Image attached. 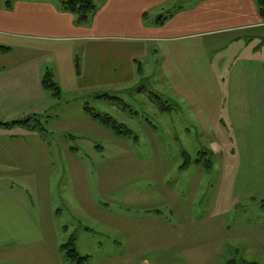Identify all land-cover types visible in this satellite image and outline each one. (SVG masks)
<instances>
[{"label":"rangeland","instance_id":"obj_1","mask_svg":"<svg viewBox=\"0 0 264 264\" xmlns=\"http://www.w3.org/2000/svg\"><path fill=\"white\" fill-rule=\"evenodd\" d=\"M52 1L62 5V0ZM198 1L181 0L180 5L191 7ZM162 13L154 12L157 18ZM204 40L206 57L216 68L212 75L221 83L245 51L254 55L248 58L253 64L264 65V24ZM81 53L82 49L77 48L73 56L77 74ZM16 61V55L0 56V73L5 72L0 74L2 80L15 81L17 74L12 67ZM160 61L159 54L145 59L144 74L135 84L144 89L105 92L112 99H90L88 103L80 100V104L69 103V99L85 98L88 80L81 82L84 89H61L60 98L49 90L46 97L37 99L32 72H24L30 81H22L23 89L19 82L7 90L6 104L0 105V123L30 119V126L0 125L1 190L34 218L36 214L41 222L48 221L54 233L44 227L47 245L54 237L62 245L79 235L77 251L80 257L89 255V264H105L113 259L110 264H223L229 260L264 264V214L260 211L264 204V152L256 149L244 153L231 124L224 120L210 135L204 133L189 112L175 103L168 81L157 72ZM163 105L170 110H161ZM87 106L126 124L132 133L117 136L107 126L102 132L87 129L82 118ZM41 109L46 112L41 113ZM34 129L37 133H32ZM70 130L72 133L64 136ZM260 138L255 139L256 143H262ZM70 146L81 162L90 195L104 211L117 212L120 220H126L133 228L129 233L132 241L126 239L116 246L113 237L117 230L112 229L111 216L78 215L83 211L76 198L80 194V169L75 157L67 152ZM129 147L136 159L122 153ZM188 160L191 167L182 171ZM206 160L212 162L210 169L204 166ZM137 161L145 165L138 166L140 163H134ZM88 223L96 228L86 234ZM20 250L29 260L33 252ZM62 263L83 264L67 257Z\"/></svg>","mask_w":264,"mask_h":264},{"label":"crops","instance_id":"obj_2","mask_svg":"<svg viewBox=\"0 0 264 264\" xmlns=\"http://www.w3.org/2000/svg\"><path fill=\"white\" fill-rule=\"evenodd\" d=\"M95 4L97 10L88 22L77 24L73 13L52 0H0V56H17L12 67L17 74L15 81L0 78V105L6 104L7 90L17 87L19 82L23 89L22 81H30L27 80L29 76L23 75L28 71L32 72L37 99L46 97L45 93L49 90L42 84L46 67L62 90L84 89L81 82L88 80L86 87L89 92L83 94L85 98H70L69 103L106 99L91 95V92L132 93L145 88L135 86L144 74L145 59L159 54L161 61L157 72L168 81L167 88L172 90L175 103L189 112L194 124H200L206 131L204 133L209 134L217 130L220 120L227 121L244 153L256 149L264 152V65L253 64L248 58L254 55H249L247 51L238 54L240 56L235 59L222 84L212 75L216 68L206 57L208 48L204 40L215 34L263 25L264 19L256 0H199L191 7L180 5L181 0H100ZM155 10L164 12L160 15L166 18L162 25L159 24L160 16L157 18L154 14ZM151 16L152 19H149ZM77 48L82 49L78 74L73 62ZM45 63H48L46 67ZM67 84L69 87H66ZM45 112L46 109H41V113ZM82 118L83 125L91 131L102 132L105 127L94 120L87 109L83 110ZM36 130L31 131L37 133ZM45 132L48 134L50 131ZM68 132L72 133V130L64 132V136L67 137ZM259 137L260 144L255 140ZM247 138L250 140L246 142ZM67 149L80 169V194L76 198L79 200L77 206L83 211L78 215L88 218L103 217L104 214L111 216L112 229L117 230V235L113 237L116 246L126 239L132 241L133 235L129 233L133 232V228L125 223V219L120 220L119 213L109 214V210L104 211L98 206L96 197L90 195L84 184L82 165L73 147ZM122 153L131 154L129 158L136 159L131 147L123 149ZM134 163L145 165L138 161ZM190 167L181 168L188 171ZM89 203L91 205L88 206ZM260 211L264 214V204ZM81 223L85 224V221ZM88 224L86 234L96 228ZM44 227L54 233L48 221L41 222L36 214L34 218V214L0 188V264H63L65 256L60 252L63 244L54 241V237L53 243L47 245ZM119 232L124 234L118 235ZM72 238L77 249L79 235ZM24 248L33 252L29 260L23 258L20 249ZM83 257H86L83 264H89V255ZM111 261L114 259L105 264ZM130 261L128 258L127 262Z\"/></svg>","mask_w":264,"mask_h":264},{"label":"trees","instance_id":"obj_3","mask_svg":"<svg viewBox=\"0 0 264 264\" xmlns=\"http://www.w3.org/2000/svg\"><path fill=\"white\" fill-rule=\"evenodd\" d=\"M259 4V13L264 19V0H257ZM63 7L73 13L76 16V22L77 24H83L88 22V20L91 18V16L96 12L97 6L95 4L94 0H62ZM164 16L159 17V24L162 25L164 22L163 19H166ZM1 49L5 50L7 48L1 47ZM43 86L52 91L53 95L57 98H60L61 96V88L59 84L53 79V73L50 71V69H47L45 75L42 79ZM97 97H103L112 99V96L109 93L100 94ZM116 99V98H115ZM157 99L162 102L158 97ZM89 114L92 116L94 120H96L98 123L109 127L117 136H128L130 133H132V130L128 128L126 124H120L113 118H111L109 115L105 114H98L96 113L92 108L89 106L86 107ZM163 111L170 110V107H165L163 105L162 109ZM4 126L10 127L12 125H26L30 126V119H24L19 121H13L11 123H1ZM188 159L190 160V157L187 153ZM187 161L184 167H187L191 161ZM200 161V159L198 160ZM204 166L207 169H210L212 167V162L210 160H206L204 163ZM75 239L71 238V240L68 243H65L61 246V251L65 253V257L70 259H79V263H83V261L86 259V257H80L77 249L75 248ZM223 264H257L255 262H237L235 260H229Z\"/></svg>","mask_w":264,"mask_h":264}]
</instances>
